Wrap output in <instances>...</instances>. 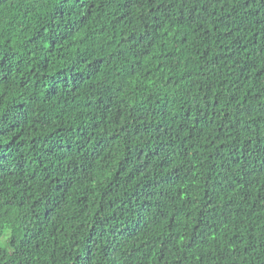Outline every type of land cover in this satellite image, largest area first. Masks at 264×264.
I'll return each instance as SVG.
<instances>
[{
  "label": "trees",
  "instance_id": "trees-1",
  "mask_svg": "<svg viewBox=\"0 0 264 264\" xmlns=\"http://www.w3.org/2000/svg\"><path fill=\"white\" fill-rule=\"evenodd\" d=\"M0 264H264V0H0Z\"/></svg>",
  "mask_w": 264,
  "mask_h": 264
},
{
  "label": "clouds",
  "instance_id": "clouds-1",
  "mask_svg": "<svg viewBox=\"0 0 264 264\" xmlns=\"http://www.w3.org/2000/svg\"><path fill=\"white\" fill-rule=\"evenodd\" d=\"M8 240V236H4L0 238V246L4 245Z\"/></svg>",
  "mask_w": 264,
  "mask_h": 264
},
{
  "label": "snow or ice",
  "instance_id": "snow-or-ice-1",
  "mask_svg": "<svg viewBox=\"0 0 264 264\" xmlns=\"http://www.w3.org/2000/svg\"><path fill=\"white\" fill-rule=\"evenodd\" d=\"M85 264H88V262L86 261Z\"/></svg>",
  "mask_w": 264,
  "mask_h": 264
}]
</instances>
